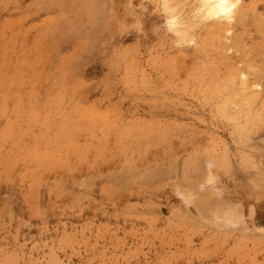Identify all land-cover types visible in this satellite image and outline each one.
Returning a JSON list of instances; mask_svg holds the SVG:
<instances>
[{
  "label": "rangeland",
  "instance_id": "obj_1",
  "mask_svg": "<svg viewBox=\"0 0 264 264\" xmlns=\"http://www.w3.org/2000/svg\"><path fill=\"white\" fill-rule=\"evenodd\" d=\"M165 1L0 0V264H264V0Z\"/></svg>",
  "mask_w": 264,
  "mask_h": 264
},
{
  "label": "bare ground",
  "instance_id": "obj_2",
  "mask_svg": "<svg viewBox=\"0 0 264 264\" xmlns=\"http://www.w3.org/2000/svg\"><path fill=\"white\" fill-rule=\"evenodd\" d=\"M236 1V0H235ZM234 0H203L202 2H206V9L207 13L210 16H222L225 17L227 20L234 19L235 14L237 13L235 9L237 8L236 4H240L239 2L236 3ZM240 1V0H238ZM162 2H166L165 0H162ZM165 5V3H164ZM239 7V5H238ZM164 10H170V9H164ZM240 10V9H239ZM171 9V13H172ZM236 12V13H235ZM169 13V11H168ZM169 13V14H171ZM236 17V16H235ZM242 17V16H241ZM224 18V20H226ZM243 19V18H242ZM247 69V68H246ZM250 69V68H249ZM252 69V68H251ZM254 69V68H253ZM253 71V70H252ZM249 72V71H248ZM256 77V76H255ZM259 80V79H258ZM209 176V175H208ZM208 178V177H207ZM213 203V202H212ZM226 211V210H224ZM233 214V213H232ZM228 216V215H227ZM229 217V216H228Z\"/></svg>",
  "mask_w": 264,
  "mask_h": 264
}]
</instances>
